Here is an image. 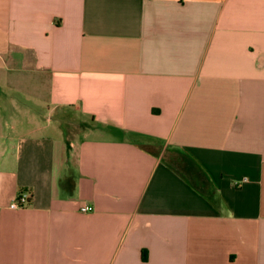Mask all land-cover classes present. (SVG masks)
Segmentation results:
<instances>
[{
  "label": "crops",
  "instance_id": "crops-1",
  "mask_svg": "<svg viewBox=\"0 0 264 264\" xmlns=\"http://www.w3.org/2000/svg\"><path fill=\"white\" fill-rule=\"evenodd\" d=\"M0 264H264V0H0Z\"/></svg>",
  "mask_w": 264,
  "mask_h": 264
},
{
  "label": "built area",
  "instance_id": "built-area-1",
  "mask_svg": "<svg viewBox=\"0 0 264 264\" xmlns=\"http://www.w3.org/2000/svg\"><path fill=\"white\" fill-rule=\"evenodd\" d=\"M28 202V196L25 194H19L17 195L10 203L11 209H19L26 206ZM81 212L88 213L92 211V207L90 206H83L81 207Z\"/></svg>",
  "mask_w": 264,
  "mask_h": 264
}]
</instances>
